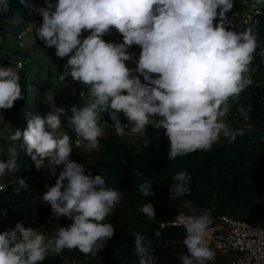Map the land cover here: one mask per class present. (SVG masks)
<instances>
[{
  "label": "clouds",
  "instance_id": "obj_1",
  "mask_svg": "<svg viewBox=\"0 0 264 264\" xmlns=\"http://www.w3.org/2000/svg\"><path fill=\"white\" fill-rule=\"evenodd\" d=\"M239 1L44 0L45 6L36 8L20 0L42 20L35 25V38L26 37L21 49L12 34L22 24L14 23L11 30L5 31L9 47L23 54L28 51L29 40H34L38 47L42 43L45 48H54V55L64 61L59 81L70 78L78 83L82 88L77 101L85 105L71 106L70 116L64 108L55 106V112H50L38 105L39 115L26 114L23 131L12 130L9 140L18 142L33 165L21 178L9 175L19 170L18 153L9 149L8 158L0 161V179L15 183L13 193L18 195L21 189H28L27 178L38 182V174L44 172L37 170H44L47 161L45 172L51 176L42 177L55 176L56 180L42 194V202L50 205V220L67 218L71 223L46 237L25 227L23 221L16 222L0 232V264H42L49 252L59 254L65 249L97 255L113 237L114 226L104 221L121 200L120 192L108 187L102 175L93 176L84 164L71 158L73 150H100V140L106 135L103 126L108 123H101L102 113L109 114L111 125H106L114 127L118 136L142 138L144 147L151 143L149 125L158 136V130L163 129L169 142L167 159L173 161L198 150H211L221 136L234 140L240 134L225 117L230 101H238L254 83L248 74L259 45L251 28L235 31L228 27V13L240 9ZM257 6L264 7V0H253L252 7ZM8 9V0H0V12ZM109 37L114 42L108 41ZM260 54L264 56V51ZM5 55L0 54L4 59L0 66V110H10L15 101L25 99L20 80L29 79L20 77L21 62L16 61L14 67L4 66ZM39 109L47 114L41 117ZM251 110V105L244 104L236 108L245 120ZM62 116H66L76 146L81 148L73 146L74 133L70 136L62 132ZM121 116L126 123H122ZM3 120L0 116V122ZM57 167L62 168L58 175ZM27 170L30 174L26 176ZM131 175L139 179L143 173L132 169ZM190 180L191 175L184 170L174 173L170 198L190 194ZM152 185L151 179L139 184L141 196L153 195ZM138 210L149 221L156 220L151 203ZM6 215L7 209H0V219ZM210 223L208 212L184 219L186 253L178 257L179 264L214 262L216 253L204 239ZM160 227L165 225L161 223ZM132 236L138 264H155L144 245L145 237L137 232Z\"/></svg>",
  "mask_w": 264,
  "mask_h": 264
},
{
  "label": "trees",
  "instance_id": "obj_2",
  "mask_svg": "<svg viewBox=\"0 0 264 264\" xmlns=\"http://www.w3.org/2000/svg\"><path fill=\"white\" fill-rule=\"evenodd\" d=\"M37 2V0H29ZM29 1L27 3H29ZM236 0H234L235 2ZM9 9L0 12V35L6 30H11L15 20L13 14L19 18V24L26 20H31L34 25L42 19L34 10L30 11L20 3V0H8ZM54 3L55 0H52ZM34 6L33 4H31ZM35 7V6H34ZM233 7H236L235 4ZM235 9V8H234ZM14 21V22H12ZM261 26L255 28L258 36L259 45L264 46V17L260 18ZM116 39L121 40L120 34H116ZM42 49L43 44H39ZM49 53V52H48ZM26 54L23 52V55ZM50 54V53H49ZM51 55V54H50ZM49 55V56H50ZM58 77L63 71V63L51 57ZM4 59L0 58V66ZM262 73V80H253L254 83L246 88L239 96V100L231 102L230 111L225 119L230 122L234 131L239 130L240 134L235 139L221 138L212 146L209 151H196L185 157H177L176 160L167 159L168 140L163 135V129L158 130L159 136L152 126L147 127V135L151 143L144 147L143 140L132 139V144L137 148L133 151L123 143L121 137L113 134L106 126L104 130L106 135L100 140V150L93 151L92 154L81 156V150H73V160L84 164L92 175H102L108 187L114 188L124 196L127 204L117 203L112 215H109L104 223H111L114 226V235L107 240L103 249L97 252V255H91L97 258L98 264H138L139 258L134 252L133 232L142 234L145 237L144 242L149 244V255L155 261V264H179L178 257L186 253L183 245L184 234L177 229L160 230L156 228L160 220L162 209L171 211L163 198L170 196L169 189L172 181L171 176L184 170L191 175L189 182L190 194L180 197L184 202H190L188 207L181 211L185 213L201 214L208 212L210 214H228L237 220H244L255 226L264 227V109L261 103L264 101V69L253 60L252 64ZM50 76V74L48 75ZM66 81V80H65ZM39 91L44 93L50 91L49 78L41 79L38 84ZM82 87L74 83L64 99H55L56 108H64L66 116L71 115V106H84L82 102L77 101V94ZM238 104L245 106L251 105L249 113L250 124L253 126L249 133H244L239 128V121L242 117L236 111ZM18 101L14 102V107L10 110H0V116H4L3 122L11 119L12 130L22 128V120L19 118L20 107ZM39 111H41L39 109ZM47 113L41 111V117ZM66 116L61 117V130L63 133L72 135L74 132L68 126ZM122 123L126 120L121 116ZM108 122V123H105ZM101 123L110 124V117L107 112L101 114ZM14 150L18 153L17 163L19 170L12 175L21 178L27 167L33 165L30 156L26 155L18 142H12ZM6 160L0 157V161ZM126 161V163H124ZM132 169H137L143 175L138 179L131 175ZM215 169V171H213ZM61 167L56 168L57 175ZM151 179L153 182V195L149 197L141 196L138 185L146 180ZM56 177H41L38 182L33 178H27L28 189H21L18 195L13 193L16 184L6 187L0 194V209H7V215H17L13 210L16 206L24 203L18 208L20 213L28 216V202L34 194L42 187L53 186ZM151 203L155 210L156 220L149 221L138 209L145 203ZM47 212L43 215L46 218L47 213L51 210L48 205ZM39 205L35 208L41 212ZM45 212V211H43ZM16 217V216H15ZM14 217H11V220ZM10 218L4 217L0 220V232L8 229L6 221ZM14 220V219H13ZM60 224H52L53 229L65 227L71 223L67 218H60ZM24 226L28 225L30 220ZM41 233H46V228H39ZM56 229V231H57ZM156 232L160 234L157 236ZM56 233V232H55ZM47 235V234H46ZM55 234H48L46 237H52ZM88 255L80 253L78 250L71 251L65 249L63 252L48 254L42 264H62L63 261L71 262L80 260Z\"/></svg>",
  "mask_w": 264,
  "mask_h": 264
},
{
  "label": "rangeland",
  "instance_id": "obj_3",
  "mask_svg": "<svg viewBox=\"0 0 264 264\" xmlns=\"http://www.w3.org/2000/svg\"><path fill=\"white\" fill-rule=\"evenodd\" d=\"M29 0H26L28 2ZM29 4H33L36 8L38 7H44V0H37L36 3L34 1H29ZM13 19L15 20V23L19 22V18L16 17V14H13ZM14 22V21H12ZM20 25L18 28L20 29ZM7 32L4 33L3 36H0V54L5 55L6 64L4 66H13L16 61H19L22 63V71L20 72V77L25 76L29 79L20 80V84L22 86V92L25 96V99L17 100L19 104L22 106L20 107V113L19 118L22 120V128L26 127V120H27V113H31L33 115H39L37 106H42L46 108L47 110H50V112H55V99H64L66 95L68 94V91L72 87V85L75 82H72L71 79H67L66 81H59L58 75L56 71L54 70V65L51 62L50 54L47 52V49L45 47L39 48L38 45L34 42V40L30 41V46H28V51L25 52L26 56H23L21 52L12 50L9 46H11V42L7 39ZM108 41L114 42L111 37L108 38ZM12 47V46H11ZM4 50V51H3ZM27 58L24 62V59ZM127 66L130 68H134L135 66L127 63ZM50 74V76H48ZM253 80L261 81L262 79V73L260 70L256 67L255 64L251 65V70L248 74ZM49 78V85H50V91L45 93H40L38 91L37 82L41 79H48ZM32 94V95H31ZM80 108V106H79ZM43 111V110H41ZM4 117V116H3ZM12 120L8 119L5 122H0V157H4L5 159L8 158V151L9 149H14V144L10 143L9 140V133L12 127ZM123 143L129 147H132L133 151H137V148L133 146L132 139L125 138L123 140ZM74 152V151H73ZM72 152V153H73ZM93 152L89 153L85 149L81 150V156H85L87 154H92ZM72 159L73 156L71 157ZM48 168L47 161H45V169L44 170H37L39 172H45ZM47 190V186L42 187L40 190H38L32 199L28 202V208L25 207V211H28L29 214L26 216V214L20 213V209L18 212V208L21 205L26 206L24 203H21L19 206H16L13 210H15L17 215H6V218H10V220H7V228H12L15 226V223L18 221H28V225H25V227H32L36 229L37 231L41 232L39 228H46V233H43L45 236L48 234H55L56 229L52 228V224L57 225V227L60 224L59 219L50 218L52 217L51 210L47 213L46 218L43 217L45 213L47 212V204L42 202V194L44 191ZM163 201L166 203V206L171 211H178L181 210L184 207H188L186 202H184L181 198H176L175 200L171 199L170 196L167 198H163ZM120 203H124L126 205L127 201L125 200L124 196L121 195ZM36 205L41 206L39 210L35 208ZM163 212H161V216L165 214L166 209H162ZM45 211V212H43ZM11 217H14L11 220ZM4 218L0 219L3 220ZM47 234V235H46ZM145 247L148 250L149 253V244L147 242H144ZM52 252H49L51 254ZM215 260L212 262V264H225L227 259L231 257L230 254L221 255L218 252H216ZM99 261L95 257L93 258L91 255H88L80 260L77 261H63L62 264H98Z\"/></svg>",
  "mask_w": 264,
  "mask_h": 264
},
{
  "label": "built area",
  "instance_id": "obj_4",
  "mask_svg": "<svg viewBox=\"0 0 264 264\" xmlns=\"http://www.w3.org/2000/svg\"><path fill=\"white\" fill-rule=\"evenodd\" d=\"M252 3L253 0H240L238 4L240 6V9H235L234 11L231 10L228 13V18L230 21L228 27L235 31H245L246 29L251 28L255 33V28L258 25L261 26L262 24L259 17H264V7L257 6L256 8H253ZM114 31L115 30L113 29L111 33ZM84 35H87V33H84ZM28 36H33L35 38V25L33 22H31V20H26L24 23H22L20 29H14L12 38L17 48L21 49L22 47H24V39ZM257 43L259 45L258 36ZM46 49L51 54L50 56L59 60L61 63H64V61L58 59L54 55V48ZM262 51H264V46L259 45L256 50L254 61L264 69V56L260 54ZM81 93L82 92H80V95ZM261 106L264 109V101L261 103ZM250 122L251 121L249 119L245 120L244 118H242L238 124L240 130L244 133H249L253 128ZM105 126L110 129L113 134L117 135L114 131V127L106 124ZM262 128L264 129V125L262 126ZM128 137L130 139H133V137L131 136H124L121 137V139H125ZM75 141L76 136L74 133L73 146L76 148H81L76 146ZM29 174L30 170H27L26 176ZM38 176L49 177L51 175H49L48 172H44L43 174H38ZM11 184L12 181L10 180L0 179V194L5 190L6 187H9ZM192 215L200 214L185 213L181 210L174 212H165V214H163L160 220L157 222L156 228L158 231L177 229L180 230L185 236V229L182 225L184 219L187 216ZM210 217L211 223L205 233L204 239L206 244L219 254L225 255L228 253L231 255V257L227 259L225 264H264V227H257L244 220L234 219L228 214H210ZM7 223L8 222H6V224ZM161 223L165 225L164 228L160 227ZM173 224L176 226H173Z\"/></svg>",
  "mask_w": 264,
  "mask_h": 264
}]
</instances>
